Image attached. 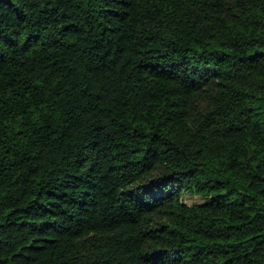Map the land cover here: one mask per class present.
Here are the masks:
<instances>
[{
	"label": "trees",
	"instance_id": "1",
	"mask_svg": "<svg viewBox=\"0 0 264 264\" xmlns=\"http://www.w3.org/2000/svg\"><path fill=\"white\" fill-rule=\"evenodd\" d=\"M0 264H264V0H0Z\"/></svg>",
	"mask_w": 264,
	"mask_h": 264
},
{
	"label": "rangeland",
	"instance_id": "2",
	"mask_svg": "<svg viewBox=\"0 0 264 264\" xmlns=\"http://www.w3.org/2000/svg\"><path fill=\"white\" fill-rule=\"evenodd\" d=\"M185 201L188 203L199 201V197L196 194H187L184 197Z\"/></svg>",
	"mask_w": 264,
	"mask_h": 264
}]
</instances>
